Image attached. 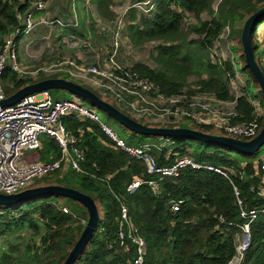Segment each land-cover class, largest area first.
Masks as SVG:
<instances>
[{"label":"trees","instance_id":"trees-1","mask_svg":"<svg viewBox=\"0 0 264 264\" xmlns=\"http://www.w3.org/2000/svg\"><path fill=\"white\" fill-rule=\"evenodd\" d=\"M130 1L142 3L146 0ZM214 2L153 0L150 18L129 8L125 33L129 43L134 48L150 43L155 45V68L135 63L131 70L153 82L167 96L186 90L189 96L206 92L219 101L235 102L237 117L232 123H248L254 119L250 102L256 101L264 108L261 92L263 102L246 81L240 95L233 97L229 90V82L236 73L232 61L212 62L209 49L226 28L228 38L240 46L245 21L264 8V0H220L216 10H213ZM111 4L112 0H90L101 21L115 18ZM29 7L30 0H0V52L5 38L16 28H22L19 17ZM202 14H208L209 20H202ZM187 15H191L195 23L184 28ZM261 21L264 17L253 28L252 47ZM81 36L86 39L85 35ZM257 64L264 75L259 60ZM189 77L196 79L191 86L188 85ZM48 78L60 77L20 79L6 70L0 83L8 97L29 84ZM61 123L79 139L78 147L84 151V162L80 163L81 172L59 170L51 173L50 181L44 186H63L90 196L99 217L96 230L74 264L132 262L135 247L128 243L122 247L118 239L121 205L126 207L128 222L146 243L143 264H229L235 256L244 222L241 210L264 209V198L259 195L264 174L257 167L259 161L255 154L244 155L248 159L239 161L228 153V150L232 151L228 148H225L227 152L212 150L211 147L219 146L183 137L167 138L168 145L162 146L156 137L130 132L125 143L133 147L149 146L158 166H170L177 157L190 156L201 165L221 167L227 172L226 178L206 169L186 167L176 178L159 179V176L146 173L144 163L117 147L98 123L79 119L76 115L62 118ZM259 125L261 130L264 115ZM40 141L41 150L28 152L31 161H56L60 156L56 141L46 136H41ZM167 155L169 158L165 161ZM134 178L157 181L158 191L154 192L144 184L135 193L128 194L126 187ZM61 198L41 196L14 206H0V240H3L0 264H62L65 261L84 228L76 215L84 214L86 222L88 215L81 204L70 199L64 203ZM177 202H180L179 210L173 212L171 206ZM62 208L69 213H63ZM249 228L250 244L239 264H264V213H258ZM27 233H30V240H39L38 246L20 244L19 239L27 237Z\"/></svg>","mask_w":264,"mask_h":264},{"label":"built area","instance_id":"built-area-1","mask_svg":"<svg viewBox=\"0 0 264 264\" xmlns=\"http://www.w3.org/2000/svg\"><path fill=\"white\" fill-rule=\"evenodd\" d=\"M152 2L153 0H146L142 3H134L131 8L139 12L143 11L144 6H147V10L144 12L149 13L152 10ZM47 3L46 0H30L29 9L19 17L22 28H16L5 38L0 52V80L6 70L16 74L19 78L31 77L33 79L38 76L50 77L66 74L90 86L102 98L110 99L114 103V107L119 110L122 108L127 116L137 122L143 120L149 124L170 125L178 123L182 119H190L197 125L221 131L222 136L244 141L253 139L259 133V122L263 113L260 109L261 105L256 101L250 102L254 109V119L248 123L234 124L232 120L237 117L235 102L219 101L213 94L206 92H198L189 96L186 90L178 95L167 96L162 94L153 82L133 72L131 67L120 66L117 63L120 49L118 42H120L122 29L126 25L122 17L120 19L123 25L113 23L109 29L113 44L106 49L105 57L94 56L96 60L92 64H87L81 60L77 61L70 57L51 67H36L31 70L22 67L17 61L18 41L22 37L31 36L40 27L47 28L50 35L52 33L60 34L63 30L78 29L79 24L74 11V3L68 19L48 17ZM86 4L89 6L90 2L86 1ZM36 13H38L37 16H35ZM93 14L95 21L99 22L95 11ZM226 30L228 31L227 28ZM84 40L69 34L62 39V42L69 49H77L83 46L87 50L93 51L94 54L93 47L91 48ZM262 41L264 49V32ZM5 98L0 83V101ZM70 115L98 123L104 134L117 147L128 156L144 163L148 175L159 176V179L176 178L182 169L191 167L197 170L206 169L227 178V172L223 168L208 164L201 165L190 156L177 157L170 166H158L155 157L150 153L149 146L133 147L127 145L116 136L110 127L102 123L95 113L75 101H56L50 91H44L25 97L10 107L0 108L1 194L20 193V190L28 188L33 179L42 178L55 171L61 170L63 173L68 170L81 172L80 163L84 162V151L78 147L79 139L67 131L61 123L62 118ZM41 136L56 141L60 149L59 158L53 162L26 163L22 158L23 152L41 150ZM168 158L167 155L164 160L167 161ZM257 167L264 174V159L259 160ZM144 184L154 192L158 191L157 181H142L134 178L127 185L126 192L133 194ZM262 185L259 195L264 198V178H262ZM235 194L238 195L237 192ZM237 203L241 205L239 200ZM179 204L180 202L172 204L173 212L179 210ZM61 211L69 213L66 208H62ZM258 213H264V209L241 210L240 216L244 222L241 226L239 243L237 241L235 256L229 264L232 261L234 264H239L242 260L243 253L250 244V224ZM80 224L85 226L86 221L80 220ZM118 239L122 247H125L127 243L135 247V257L129 264H143L146 243L138 235L137 229L128 222L127 210L124 205H121L120 209Z\"/></svg>","mask_w":264,"mask_h":264},{"label":"rangeland","instance_id":"rangeland-1","mask_svg":"<svg viewBox=\"0 0 264 264\" xmlns=\"http://www.w3.org/2000/svg\"><path fill=\"white\" fill-rule=\"evenodd\" d=\"M56 1V2H55ZM55 1H51L49 4V8H50V14L54 15L53 17L57 18V17H63L67 12H68V5H67V1L69 0H55ZM73 1L75 0H71V3H73ZM87 2H90V0H86ZM220 0H215L214 4H213V10H216V6L219 3ZM74 5V9H76V17L78 18V21L80 19H82L83 17H86V12H87V16L90 15V17L93 18L92 13L95 10V8L93 7V5H87L86 3L79 2V1H75ZM134 3H132L130 0H112V4H111V12L114 13L115 18L112 21H104L102 22L99 26L98 24L95 22L91 23V19L90 17H87V23H86V28H84V31L87 30L89 32H85L87 34L86 39L84 40V42H86V44H89L91 46V48L93 47L95 53L93 54V51L91 50H87V48L81 46L80 48L77 49H68V52L70 53H66L67 56L66 58H73L78 61L77 55L82 56V58H86L85 61H87L88 59L91 60V63H93L96 60V54L97 53V48L95 45H104V47H106V49H108L110 47V45L113 44V40L112 37L109 33V29L112 27L113 23H120L122 24V20H124V24L126 23V25L124 26V28L122 29V33L120 36V42H118V44L120 45V49H119V54H118V61L117 63L122 66V67H131L133 64L135 63H142L145 65H148L151 68H155V63L153 61L154 57H155V45L153 43L147 44V45H143L141 47L138 48H134L132 46H130L131 44H129V42H127L126 39V27L128 26V20L126 21V12L129 8H131V6ZM82 6L83 8V12L81 11H77V8L79 6ZM147 6L143 7V11H139L140 14H142L144 17L150 18L151 14L150 11L149 13H146L144 11L147 10ZM70 9L72 10V5L70 6ZM138 11V10H137ZM97 13V12H96ZM144 13V14H143ZM56 14V15H55ZM138 14V13H137ZM59 15V16H58ZM120 17H122V20L120 19ZM209 15L208 14H202L201 15V19L202 20H209ZM85 19V18H84ZM128 19V18H127ZM95 20V19H94ZM184 28L186 27V25L189 24H194L195 21L193 19V17L191 15H187L185 16L184 19ZM89 27H92V30H88ZM82 29V28H81ZM83 30V29H82ZM82 30H80L79 32H77V36H80V33H82ZM92 31V33H90ZM264 32V21H261L258 26H257V30H256V34L255 37L253 39V48H254V58L255 60H259L261 67L264 69V49L262 46V35ZM228 34L229 32L224 29L222 31V34L220 35V37L218 38L217 41L214 42L212 48L209 49V53H210V59L212 62L218 63L224 60H230L233 63V67L236 71L235 73V78L233 80H231L229 82V90L230 93L233 97H237L240 95V90L241 88L245 85L246 81H248L249 85H250V89L251 91L259 98V101L263 102L261 96H260V89L257 86L254 78L251 76L249 70H247L245 68V63L244 60L242 59V47L241 45L239 46V44L236 41H231L228 38ZM192 38L196 39V36L192 35ZM53 37H49L47 35V38L43 41L42 39H40L39 43L41 45L39 46V51H38V56L34 55V54H27L28 56H26V58H24V55L21 54V41L24 39V37H22L19 41H18V48H17V61L18 63L26 68L27 70H31L34 69L35 67H44L43 64H40L41 62H47L48 64H50L52 62V60H44V58H42V54L46 52V50H50V48L46 49L48 45L52 46H56L57 44V39H53ZM85 44V45H86ZM64 48L63 50L66 51L65 46L64 45H59L58 49ZM92 49V50H93ZM217 54V55H216ZM95 56V57H94ZM94 57V58H93ZM90 63V62H89ZM47 65L45 64V67ZM57 76H59L60 78H64L65 80L68 81H72L76 84H79L85 88H87L88 90L92 91L93 93L99 95L94 89H92L90 86L85 85L82 81L76 80L74 78L69 77L66 74H58ZM41 76H38L36 79L40 78ZM20 79H31V80H35L31 77H27V78H20ZM196 81L195 77H189L188 78V85L191 86V84H193ZM51 95L53 96L54 100L56 101H63V100H70V101H75L77 103H79L80 105H82L84 108H86L87 110L95 113L100 121L102 123H104L106 126L110 127L114 133L116 134V136L121 139L124 143L126 141V139L129 136L130 131H128L127 129H125L123 126H121L119 123H117L115 120H113L111 117H109L108 115H106L105 113L99 111L98 109L94 108L93 106H91L89 103L83 101L81 98H78L70 93H67L65 91L62 90H56L51 92ZM100 96V95H99ZM101 97V96H100ZM102 98V97H101ZM105 102L114 105V103L108 99V98H102ZM263 115H264V108L260 107ZM120 111L122 113L125 114V111L121 108ZM126 115V114H125ZM137 122V121H136ZM138 123H141L143 125L146 126H150V127H167V126H171L173 128H185V129H192V130H197V129H201L202 131L205 132V134H210V135H219L222 136V132L212 129V128H200V126H198L197 124H195L192 120L190 119H182L180 120L178 123H174V124H157V123H146L145 121L141 120ZM149 124V125H147ZM159 139V142H161L162 146H166L168 145V140L166 138L165 139H161L159 137H156ZM212 150H219V151H225L227 152V149H225L224 147H211ZM28 152L29 151H25L23 152L22 158L26 163H32L33 159L28 157ZM228 153H230L232 155V157L236 160L239 161H246L248 159L247 156L241 155L239 153H235L234 151H229ZM255 159L257 161L259 160H263L264 159V144L260 147L259 151L257 153H255ZM51 173L45 175L42 178H35L32 180L31 184L28 186V188L26 189H30V188H35V187H40V186H44L46 185V183H48L50 181L51 178ZM26 189L20 190L19 192H22ZM62 202H64L65 200H69V199H63L61 198ZM66 203V202H64ZM76 218H78V220H85L84 218V214H79L76 215ZM241 235V234H240ZM30 233H27V237H23L19 239V242L22 246L25 245V243H27L28 245H39V240L37 238L31 239L29 238ZM240 239V236L238 238V240ZM237 240V241H238ZM239 243V241H238ZM3 244V240H0V245Z\"/></svg>","mask_w":264,"mask_h":264},{"label":"water","instance_id":"water-1","mask_svg":"<svg viewBox=\"0 0 264 264\" xmlns=\"http://www.w3.org/2000/svg\"><path fill=\"white\" fill-rule=\"evenodd\" d=\"M262 17H264V8L259 9L248 17L243 25L240 34V42L245 66L252 74L264 98V75L254 58L251 39L253 28L255 27V25H257L258 21L262 19ZM56 90H62L78 98H81L83 101L89 103L94 108L111 117L131 133L137 135L146 137H159L161 139L183 137L200 141L209 145L228 148L243 155H253L257 153L260 147L264 144V125L259 133L249 141L239 140L226 136L205 134L204 132H201L199 130L146 126L131 119L130 117L119 111L116 107L105 102L102 98H100L98 95L88 90L87 88L62 78H48L29 84L19 89L12 95L1 100L0 108L10 107L19 102L21 99L36 93ZM50 195L73 200L81 204L87 211V222L75 245L69 252L65 261L62 263L74 264L78 257L83 253L98 225L99 217L97 207L94 200L90 196L85 195L80 191L72 188L58 185H48L26 189L20 193L13 195H4L0 193V206H14L32 198Z\"/></svg>","mask_w":264,"mask_h":264},{"label":"crops","instance_id":"crops-1","mask_svg":"<svg viewBox=\"0 0 264 264\" xmlns=\"http://www.w3.org/2000/svg\"><path fill=\"white\" fill-rule=\"evenodd\" d=\"M51 1H55V0H49L48 3H47V10H46V12L48 14V17H53L54 16V15H51L50 14V8L51 7L49 8V4H50ZM75 1H79V2H82L83 1V3H86V0H75ZM75 1H73L74 5L76 4ZM67 2H68L67 3V5H68V12L63 17L61 16L64 19H68L70 17L71 13H72V10L70 9V6L73 5V3H71V0H69ZM82 6L83 5L79 6L77 8V11L79 9V11H81L82 13H85V12H83ZM74 11L76 12V9H74ZM37 15H38V13H37ZM37 15L35 14V16H37ZM92 16L94 18V14L93 13H92ZM87 17H90V15L87 16V12H86V17H83L82 19H80L78 21V24H79L78 29H75L73 31L63 30L60 34L52 33L50 35L47 28L40 27L34 34H32L31 36H28V37H24V39L21 41V47H20L21 48V54L24 55V58H26V56H28L27 54H34V55L38 56V54H39L38 53V51H39V46L38 45H41L39 43L40 42L39 40L42 39L44 41L47 38V35H48L49 37H53L52 40L55 39V38L57 39V43H56L57 45L56 46H54V45L52 46V44L51 45H48L46 49L50 48V50H46V52L42 54L43 55L42 58H44V60L48 59V60H52V62L50 64H48L47 62H41L40 64H43V66H45V64H46L47 65L46 67H51L54 64H57V63H59V62H61L63 60H66L67 59L66 56L70 52H68V50L66 49L68 47H67V45H65L62 42V39H64L65 36L66 35H69V34L74 35L76 37H82V38H83V36H81L82 34L85 35V36H87V34L85 32H89V31H87V30L84 31V28L87 29V27H86V23L88 22L87 21ZM90 19H91V23H94V25H95V22L96 21L94 19H92V17H90ZM102 22H104V21H101L100 20L99 22H96V23L99 26ZM80 30H82V33H80V36H77V32H79ZM88 30H92V27H89ZM92 31L90 33H92ZM126 33H127V31H126ZM126 39H127V42H129L128 41V38H127V35H126ZM59 45L60 46L61 45H64L66 51L63 50L64 49L63 47L61 49H58V46ZM95 46L97 48V53H98L96 55L99 56V57H105L106 47H104V45H100V44L99 45H95ZM130 46H132V45H130ZM65 52L67 54H65ZM25 53H27V54H25ZM77 58H78V61H80V60L81 61H85V59H86V58H82V56L79 57V55H77ZM85 62L87 64H92L90 59H88ZM41 146H42V144H41Z\"/></svg>","mask_w":264,"mask_h":264},{"label":"bare ground","instance_id":"bare-ground-1","mask_svg":"<svg viewBox=\"0 0 264 264\" xmlns=\"http://www.w3.org/2000/svg\"><path fill=\"white\" fill-rule=\"evenodd\" d=\"M230 264H234L233 261Z\"/></svg>","mask_w":264,"mask_h":264},{"label":"clouds","instance_id":"clouds-1","mask_svg":"<svg viewBox=\"0 0 264 264\" xmlns=\"http://www.w3.org/2000/svg\"><path fill=\"white\" fill-rule=\"evenodd\" d=\"M97 95V94H96ZM101 98V97H100ZM119 110V109H118ZM120 111V110H119ZM129 117V116H128Z\"/></svg>","mask_w":264,"mask_h":264}]
</instances>
